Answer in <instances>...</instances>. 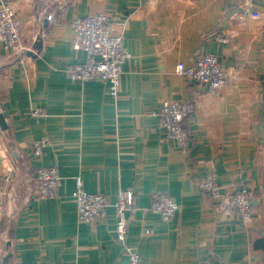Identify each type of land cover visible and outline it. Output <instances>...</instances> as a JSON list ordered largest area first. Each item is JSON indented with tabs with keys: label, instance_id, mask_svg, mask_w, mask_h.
<instances>
[{
	"label": "crops",
	"instance_id": "crops-1",
	"mask_svg": "<svg viewBox=\"0 0 264 264\" xmlns=\"http://www.w3.org/2000/svg\"><path fill=\"white\" fill-rule=\"evenodd\" d=\"M8 1L27 48L17 55L0 43V112L7 113V129H0V264L8 253L9 264L126 261L113 207L96 223L77 221L78 177L110 204L132 191L126 244L140 264H264L256 248L264 241V0ZM98 12L114 28L125 25L131 58L116 98L103 82H73L64 72L85 61L71 20ZM204 53L227 74L217 92L176 72L178 63L191 67ZM172 100L193 105L184 121L186 149L152 114ZM34 109L45 115L33 116ZM42 138L43 153L34 155ZM54 166L59 195L38 199L34 172ZM209 173L218 198L198 187ZM243 187L255 194L247 224L225 209ZM155 193L178 203L170 220L146 211Z\"/></svg>",
	"mask_w": 264,
	"mask_h": 264
},
{
	"label": "built area",
	"instance_id": "built-area-1",
	"mask_svg": "<svg viewBox=\"0 0 264 264\" xmlns=\"http://www.w3.org/2000/svg\"><path fill=\"white\" fill-rule=\"evenodd\" d=\"M244 1L246 5H251L253 2V0ZM70 26L77 43L85 53V61L64 67L66 76L77 83L92 80L103 82L107 85L111 98H116L119 93L123 65L131 57L124 43L125 25L114 28L110 24L108 16L98 12L85 17L76 16L72 19ZM218 40L226 43L228 38L218 37ZM0 43L17 55L27 48L15 21V9L8 0H0ZM176 72L190 77L198 86L206 87L210 92H217L226 84L227 74L217 57L212 54L200 55L191 67H186L184 63H178ZM192 110L191 103L172 100L165 101L158 112L152 113L158 118L160 128L165 135L182 149H186L190 141V134L184 127V121ZM32 115L42 117L45 112L41 109H34ZM46 144V139L43 138L34 141L33 154L41 155ZM32 179L38 199L55 198L59 195L61 176L55 166L37 169ZM8 181L9 177L5 176L3 184ZM198 187L211 197H219V188L213 173L207 174L198 183ZM2 194L4 193L0 191V197ZM72 196L75 201L76 218L80 223H96L106 216L109 207H113L118 219L116 239L127 253L126 261L122 264H140L139 256L126 244L127 214L133 211L132 191H120L114 204H110L105 195L89 193L78 177ZM254 201V192L243 187L228 197L225 209L239 215L242 222L247 224L252 220ZM146 211L167 221L176 215L179 205L169 194L155 193ZM198 264L214 263L206 260L200 261Z\"/></svg>",
	"mask_w": 264,
	"mask_h": 264
},
{
	"label": "water",
	"instance_id": "water-1",
	"mask_svg": "<svg viewBox=\"0 0 264 264\" xmlns=\"http://www.w3.org/2000/svg\"><path fill=\"white\" fill-rule=\"evenodd\" d=\"M46 23V21H45ZM46 25V24H45ZM34 47L35 49L39 50L42 47V39L41 36H38L35 43H34ZM27 55L30 57H33V53L32 52H27ZM6 118H7V113H5L4 111L0 112V129L2 131L7 129V125H6ZM11 258V255L8 253L3 259L1 264H9V260Z\"/></svg>",
	"mask_w": 264,
	"mask_h": 264
},
{
	"label": "trees",
	"instance_id": "trees-1",
	"mask_svg": "<svg viewBox=\"0 0 264 264\" xmlns=\"http://www.w3.org/2000/svg\"><path fill=\"white\" fill-rule=\"evenodd\" d=\"M256 248L257 249H262L264 252V241H259L256 243Z\"/></svg>",
	"mask_w": 264,
	"mask_h": 264
},
{
	"label": "rangeland",
	"instance_id": "rangeland-1",
	"mask_svg": "<svg viewBox=\"0 0 264 264\" xmlns=\"http://www.w3.org/2000/svg\"><path fill=\"white\" fill-rule=\"evenodd\" d=\"M104 14H105V13H104ZM71 21H72V20H71ZM110 24H111V23H110ZM129 53H130V52H129ZM130 55H131V54H130ZM130 58H131V57H130ZM130 58H129V59H130ZM129 59H128V60H129ZM66 66H67V65H66ZM66 66H65V67H66Z\"/></svg>",
	"mask_w": 264,
	"mask_h": 264
}]
</instances>
